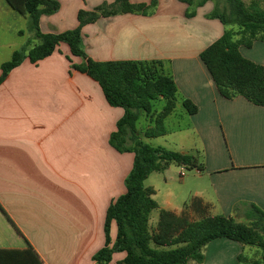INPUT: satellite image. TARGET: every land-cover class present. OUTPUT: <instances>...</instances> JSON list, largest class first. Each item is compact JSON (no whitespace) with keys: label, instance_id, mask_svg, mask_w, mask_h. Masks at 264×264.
<instances>
[{"label":"crops","instance_id":"1","mask_svg":"<svg viewBox=\"0 0 264 264\" xmlns=\"http://www.w3.org/2000/svg\"><path fill=\"white\" fill-rule=\"evenodd\" d=\"M56 1L58 12L39 20L42 34L74 29L79 10L111 3ZM150 1L129 0L143 5ZM156 1L150 16L119 15L84 26L82 41L88 57L97 62L161 61L176 84L175 108L163 122L165 135L150 139L141 135L142 141L194 155L201 170L195 169L186 195L190 199L179 192L184 197L180 204L169 189V169L162 177L167 187L164 205L156 199L159 187L145 186L154 191L157 205L147 222L151 247L163 251L182 245L152 243L159 233L162 212L189 223L216 216L245 222L251 206L264 212V107L242 97H221L199 59L224 31L219 20L206 18L215 2H207L187 19V5L177 0ZM251 4L258 3H245ZM30 38L34 40L32 34ZM239 52L264 68V42H255L250 49L240 47ZM67 58L72 64L81 63L61 43L52 55L35 64L24 60L0 83V264H8L4 255L11 250L21 253L13 254L20 257L16 264H94L92 258L105 242L106 210L126 192L124 182L134 156L118 153L109 145L110 134L124 112L110 107L97 83L71 70ZM186 99L196 106V114L185 112L182 101ZM156 103L163 108L165 100ZM178 109L180 115H176ZM155 115L141 113L137 131L143 134L152 128ZM185 119L187 124L181 125ZM182 131H190L196 141L185 146L182 139L173 140L177 149L151 143L160 138L167 142ZM185 170L179 172L180 183L185 181ZM115 237L112 223L110 238ZM243 249L231 240H215L203 249L201 264H239ZM247 249L255 255V250ZM124 257V253L114 254L111 264Z\"/></svg>","mask_w":264,"mask_h":264},{"label":"trees","instance_id":"2","mask_svg":"<svg viewBox=\"0 0 264 264\" xmlns=\"http://www.w3.org/2000/svg\"><path fill=\"white\" fill-rule=\"evenodd\" d=\"M92 10L77 12L78 25L56 34H42L39 29L41 16H51L58 12L56 0H5L18 14L28 16L29 33L37 44L29 48L26 43L12 53L9 61L1 65L2 74H8L28 59L35 64L53 54L61 43L69 47L74 57L81 63L72 64L70 69L85 74L100 87L110 107L121 108L123 116L116 123V130L110 134L109 145L118 153H132L133 164L125 179V194L118 197L105 213L104 246L92 258L94 264H111L112 256L124 253V259L117 264H189L203 262V249L218 239L237 242L242 248H255V258L247 259L241 254L239 264H264V212L251 206L245 213V222L232 217L216 216L196 223L162 212L159 233L152 243L159 247L182 245L173 250H156L151 247L147 232L150 212L157 207L152 196L154 191L144 185L152 173H163L171 165L187 170H201L198 158L181 154L160 146H151L142 141L165 135L164 119L174 110L177 87L172 76L165 73L161 61H107L97 62L88 57L82 41V28L95 23L100 18L119 15L150 16L157 7V1L149 5L132 4L129 0H110ZM188 6L187 19L193 18L196 9L207 2H215L207 19H217L224 27L223 34L203 50L199 59L206 68L219 95L227 100L242 97L249 103L264 107V68L244 58L240 47L250 49L255 42H264V10L259 4L246 6L242 0H177ZM222 4L224 7H221ZM5 78L0 77V83ZM165 105L156 113L155 104L159 99ZM182 106L188 115L197 112L189 100ZM155 113L154 125L143 134L137 131L136 123L141 113ZM116 226V237L110 238V227ZM19 251H7L4 262L18 263ZM22 264H28L24 261Z\"/></svg>","mask_w":264,"mask_h":264},{"label":"rangeland","instance_id":"3","mask_svg":"<svg viewBox=\"0 0 264 264\" xmlns=\"http://www.w3.org/2000/svg\"><path fill=\"white\" fill-rule=\"evenodd\" d=\"M245 3H249L250 0H243ZM259 4V7L264 10V0H252ZM29 18L28 16H23L18 14L16 11L12 10L5 0H0V64L5 63L9 61L10 55L12 51L19 50L23 45H26V43H30L29 48H31L33 45L37 44L36 40H32L30 38L31 33H29ZM33 41V42H32ZM36 41V42H35ZM32 43V44H31ZM32 45V46H31ZM4 74H1L3 76ZM156 109L158 111H161L162 104L156 103L155 105ZM180 110L176 111V115H180ZM187 120H183L181 122V125H186ZM183 140V145L190 146L192 145L196 140L195 137L192 135L190 131H182L180 133L175 134L171 139H168L167 142H164V139L160 138L156 141H151L154 145H166L169 144L172 149L174 148L172 141L173 140ZM175 151V150H172ZM195 154V152L191 153ZM169 175L167 176L171 177L172 182L169 187L171 193L175 197L174 201L176 204H180L181 200L187 195L190 184L194 181L192 180L195 176V169L193 170H185L183 173L185 174V181L184 183L179 182V172L181 170V167H177L176 165H171L169 168ZM163 173H152L149 177V180L144 183L145 186H148L150 184L157 185L159 187V192L157 196V201L161 205L163 204V197L166 194L167 187L163 184ZM179 192H181L182 195H184L183 198L179 197ZM187 198V196H186ZM190 198H187V200ZM153 217H155V213H153ZM240 245V244H239ZM241 246V245H240ZM242 247V246H241ZM248 247H245L243 251L240 253L243 257L247 259H254L255 255H250ZM252 250H255L253 248ZM254 252V251H253Z\"/></svg>","mask_w":264,"mask_h":264},{"label":"water","instance_id":"4","mask_svg":"<svg viewBox=\"0 0 264 264\" xmlns=\"http://www.w3.org/2000/svg\"><path fill=\"white\" fill-rule=\"evenodd\" d=\"M2 77L5 78L6 77V74H4Z\"/></svg>","mask_w":264,"mask_h":264}]
</instances>
